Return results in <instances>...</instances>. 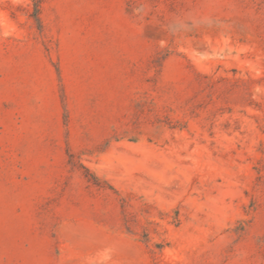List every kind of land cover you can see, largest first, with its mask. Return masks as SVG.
<instances>
[{"label":"rangeland","instance_id":"374dc122","mask_svg":"<svg viewBox=\"0 0 264 264\" xmlns=\"http://www.w3.org/2000/svg\"><path fill=\"white\" fill-rule=\"evenodd\" d=\"M0 264H264V0H0Z\"/></svg>","mask_w":264,"mask_h":264}]
</instances>
